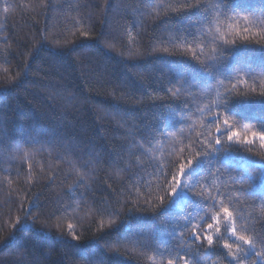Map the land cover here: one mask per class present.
<instances>
[{
	"label": "trees",
	"instance_id": "1",
	"mask_svg": "<svg viewBox=\"0 0 264 264\" xmlns=\"http://www.w3.org/2000/svg\"><path fill=\"white\" fill-rule=\"evenodd\" d=\"M181 2L109 0L106 12L105 0H0V264H161L154 248H164L166 237L152 221L158 201L145 203L163 180L153 166L162 162L165 172L177 173L173 165L193 158L190 145L208 122L199 112L206 97L183 91L190 118L154 142L148 155L138 152L141 134L158 115L153 103L166 101L161 85L167 88L177 75L182 81L184 61L201 52L197 44L184 48V56L169 55L182 47V34L166 17L174 16L169 6ZM253 130L247 123L233 129L240 137ZM234 155L230 163L241 171L215 178L216 186L239 197L233 206L243 222L264 232V205L233 191L229 178L243 170L259 177L261 168L243 157L264 161V148L257 140L253 153ZM80 176L84 182L70 198L68 189ZM186 179L191 185L195 178ZM250 185L246 179L244 188ZM190 210L174 207L171 215L183 219ZM17 218L27 226L18 228ZM69 223L78 240L67 234ZM191 232L175 247L190 264H204L209 257L187 241ZM246 264L264 260L253 254Z\"/></svg>",
	"mask_w": 264,
	"mask_h": 264
},
{
	"label": "snow or ice",
	"instance_id": "2",
	"mask_svg": "<svg viewBox=\"0 0 264 264\" xmlns=\"http://www.w3.org/2000/svg\"><path fill=\"white\" fill-rule=\"evenodd\" d=\"M105 6L106 12L111 10L109 0H105ZM169 7L174 16L166 17V21L174 19L182 34L179 40L182 47L169 55L184 56V48L197 44L201 52H193L184 61L182 81L177 75L168 81L167 88L161 85L159 91H166V101L165 97H159L160 103H153L158 115H154L147 133L141 134L143 143L137 145L138 152L141 156L148 155L154 142L166 139L171 129L190 118L187 114L192 109L186 99L181 100L183 91L195 89L206 97L208 103L199 112L208 122L202 124L196 141L190 145L194 149L193 158L173 165L178 168L177 173L165 172L162 162L153 166V174L162 176L163 180L154 186V191L146 193L151 199L146 198L145 203L152 206L158 201L152 221L166 237L162 241L165 247L156 246L154 254L160 255L161 264L165 261L180 264L181 260L183 264H190L180 255L175 242H183L184 233L191 228L187 241L205 251L209 258L204 264H221V260L227 264H246L253 254L259 262L264 260V232H257L254 224L243 222L244 218L233 206V200L238 202L239 197L225 196L216 186L215 178L230 173L233 168H237L238 173L241 171L230 163L235 159L234 154L253 153L257 140L264 148V0H214L211 4L207 0H182ZM225 21L227 24L223 23ZM238 21H243V26ZM253 27H257L258 32L253 33ZM82 35L87 36V32ZM205 35L211 39H201ZM209 43L214 47L207 60H203L201 55ZM164 52L168 53V49ZM241 123L253 126L251 136L240 137L233 131ZM225 147L231 152L223 151ZM243 159L259 166L261 174L253 177L243 170L242 175L230 176L233 191H246L264 205V161H252L251 156ZM137 167L145 165L137 160ZM55 178L50 176L49 180ZM186 178L195 179L190 185ZM84 179L80 176L70 186V198H75ZM246 179L251 182L247 190L244 188ZM33 206L30 202V207ZM189 206L191 210L183 219L171 215L174 207L188 209ZM16 226L26 227L27 220L22 222L17 218ZM260 228L264 229V223ZM249 232L252 235H248ZM67 234L72 240L79 239L71 223L67 225Z\"/></svg>",
	"mask_w": 264,
	"mask_h": 264
}]
</instances>
